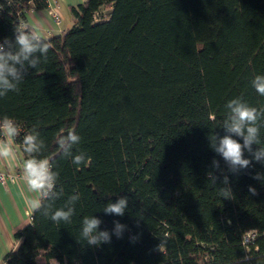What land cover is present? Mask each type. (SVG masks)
Segmentation results:
<instances>
[{
  "label": "trees",
  "instance_id": "1",
  "mask_svg": "<svg viewBox=\"0 0 264 264\" xmlns=\"http://www.w3.org/2000/svg\"><path fill=\"white\" fill-rule=\"evenodd\" d=\"M0 1V43L26 24L29 5L47 8ZM68 11L72 25L46 39L47 59L19 92L0 98V118L36 127L55 159L64 193L53 211L81 198L70 224L31 211L3 264H264V183L253 179L264 164L233 174L209 147L211 134H225L230 100L264 106L251 85L264 75V0H84ZM260 127L264 146V119ZM70 129L81 137L74 152L88 157L79 166L58 155L56 138ZM224 175L232 199L219 195ZM123 197L124 216L103 212ZM85 216L101 220L100 231L113 233L115 221L128 230L89 247Z\"/></svg>",
  "mask_w": 264,
  "mask_h": 264
},
{
  "label": "clouds",
  "instance_id": "2",
  "mask_svg": "<svg viewBox=\"0 0 264 264\" xmlns=\"http://www.w3.org/2000/svg\"><path fill=\"white\" fill-rule=\"evenodd\" d=\"M51 45L35 29L27 24L21 23L14 29L13 38H3L0 43V98L5 97L9 92H19V85L25 80L29 69L36 70L43 61L47 59ZM252 87L264 97V75H257L251 81ZM227 116L222 123L224 135L218 136L215 132L209 136V147L218 156L222 157L228 165L229 172L235 174L242 169H250L253 160L264 164V146L261 140L260 121L264 119V106H250L242 97L230 100L226 104ZM23 134V135H22ZM22 136L20 145L16 141ZM242 140V143L240 142ZM81 137L75 130H67L56 138L58 155L61 158H72V163L79 166L86 162L88 157L84 152H74L79 145ZM259 145L257 151H253V145ZM20 147L27 158L21 161V174L17 177L27 187L31 197L27 200L28 206L33 212L42 211L56 224L72 222L75 215V206L80 200L77 192L70 195L63 207L52 210L50 202L59 199L64 190L58 186L59 173L55 171V159L49 158L43 153L46 145L40 137L36 127L30 130L22 129L15 118L7 115L0 118V160L16 161L18 159L17 148ZM245 152L251 154L252 159L245 158ZM213 169L220 171L221 166L218 160L213 159ZM210 183L215 186L217 177L209 172ZM253 179L264 183V174L257 173ZM224 187L219 188V195L223 199H232L233 193L229 186V178L223 176ZM249 193L258 195L257 190L249 186ZM128 197L117 199L115 203L109 202L103 208L105 214H112L122 217L128 208ZM102 221L94 216H85L81 222V238L89 247H100L109 244L112 235L117 239L123 238V233L128 230L127 225L115 221L113 233L107 230L100 231ZM130 239L135 242L138 236Z\"/></svg>",
  "mask_w": 264,
  "mask_h": 264
},
{
  "label": "crops",
  "instance_id": "3",
  "mask_svg": "<svg viewBox=\"0 0 264 264\" xmlns=\"http://www.w3.org/2000/svg\"><path fill=\"white\" fill-rule=\"evenodd\" d=\"M84 0H47L46 9H34L30 5L23 12L26 24L35 29L44 39L61 35L72 25L68 7L82 3ZM53 11L57 20L50 13ZM16 161L0 160V174L4 175V184H0V264L5 253L14 248L12 234L29 223L31 208L27 200L31 197L26 185L17 177L21 174V161L25 154L17 148ZM9 179H8V178Z\"/></svg>",
  "mask_w": 264,
  "mask_h": 264
},
{
  "label": "built area",
  "instance_id": "4",
  "mask_svg": "<svg viewBox=\"0 0 264 264\" xmlns=\"http://www.w3.org/2000/svg\"><path fill=\"white\" fill-rule=\"evenodd\" d=\"M2 1H4L6 4H8V1L9 0H2ZM1 8H2V4H1V1H0V10H1ZM50 13L52 14V16H54V18H55V20L56 21H58L57 20V16H56V14L53 12V11H50ZM5 176L4 175H1L0 174V184H4V181H5ZM8 178V177H7ZM9 179V178H8ZM252 236H253V233L252 232H248V233H246L244 236H243V241L244 242H247L248 240H250L251 238H252Z\"/></svg>",
  "mask_w": 264,
  "mask_h": 264
},
{
  "label": "rangeland",
  "instance_id": "5",
  "mask_svg": "<svg viewBox=\"0 0 264 264\" xmlns=\"http://www.w3.org/2000/svg\"><path fill=\"white\" fill-rule=\"evenodd\" d=\"M106 13H108V10H104V11H103V14H106Z\"/></svg>",
  "mask_w": 264,
  "mask_h": 264
}]
</instances>
